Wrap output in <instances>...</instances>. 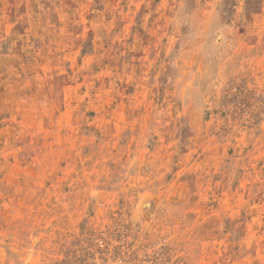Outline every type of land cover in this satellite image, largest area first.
Masks as SVG:
<instances>
[{"label": "rangeland", "instance_id": "rangeland-1", "mask_svg": "<svg viewBox=\"0 0 264 264\" xmlns=\"http://www.w3.org/2000/svg\"><path fill=\"white\" fill-rule=\"evenodd\" d=\"M102 233L264 264V0H0V264Z\"/></svg>", "mask_w": 264, "mask_h": 264}, {"label": "built area", "instance_id": "built-area-1", "mask_svg": "<svg viewBox=\"0 0 264 264\" xmlns=\"http://www.w3.org/2000/svg\"><path fill=\"white\" fill-rule=\"evenodd\" d=\"M100 208L103 204L100 203ZM166 240L152 245H141L134 240L125 245L123 239H112L102 233L87 245L84 264H165Z\"/></svg>", "mask_w": 264, "mask_h": 264}]
</instances>
